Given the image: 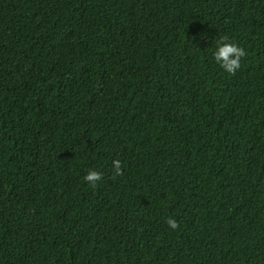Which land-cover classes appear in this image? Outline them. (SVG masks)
Instances as JSON below:
<instances>
[{
	"label": "trees",
	"instance_id": "obj_1",
	"mask_svg": "<svg viewBox=\"0 0 264 264\" xmlns=\"http://www.w3.org/2000/svg\"><path fill=\"white\" fill-rule=\"evenodd\" d=\"M0 264H264V0H0Z\"/></svg>",
	"mask_w": 264,
	"mask_h": 264
},
{
	"label": "clouds",
	"instance_id": "obj_2",
	"mask_svg": "<svg viewBox=\"0 0 264 264\" xmlns=\"http://www.w3.org/2000/svg\"><path fill=\"white\" fill-rule=\"evenodd\" d=\"M216 61L226 72L234 74L240 68V61L244 57V50L237 46L234 42H229L227 37H222L217 42L216 49L213 53ZM113 166L116 173L119 174L120 162L118 160L113 161ZM102 179V173L98 170H90L84 177L85 181L91 183V186L95 187L97 182ZM167 223L170 228H176L178 225L175 220L169 218Z\"/></svg>",
	"mask_w": 264,
	"mask_h": 264
}]
</instances>
